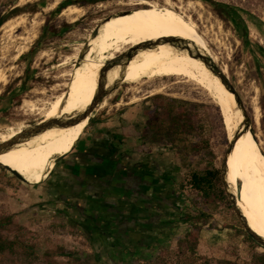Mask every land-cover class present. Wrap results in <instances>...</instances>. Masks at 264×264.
Here are the masks:
<instances>
[{
  "label": "rangeland",
  "instance_id": "obj_1",
  "mask_svg": "<svg viewBox=\"0 0 264 264\" xmlns=\"http://www.w3.org/2000/svg\"><path fill=\"white\" fill-rule=\"evenodd\" d=\"M126 1L128 0H58L57 3L54 0L16 1L15 7L31 6L0 27V73L5 79L0 90V131L23 123L33 126L42 120V116H49L52 104L68 90L65 86L80 83L85 63L74 58L78 48L80 52L83 51L90 39L97 41L106 32L114 33L128 25L134 16L152 10L147 5H121ZM192 1L201 2L206 19L213 25L215 23V26L205 22H198V25L202 31L204 26L214 29L208 41L220 37L219 44L210 42V49L218 57L216 65L222 70L227 69L225 74L243 101L251 128L256 134L254 138L264 153V0ZM42 3L43 5H40ZM69 6L83 10L81 15L76 16L75 21L62 14ZM0 7L4 9L1 1ZM32 10L35 12H30ZM113 15V20L107 22ZM235 15L244 21L247 38L244 30L235 23ZM98 25V34L92 37ZM224 41L226 42L223 43ZM127 50L128 48L125 51ZM119 55L122 54L117 57ZM158 89L162 91L157 92ZM148 95H163L191 103L192 106L188 105V108L195 115L197 129L187 136L188 143L202 145L207 142V147L200 153H190L183 163L179 149L168 140L159 144L141 138L140 133L147 120L144 112L151 106L146 100ZM135 97L139 100L132 103ZM105 100L106 106L100 108V104ZM26 101L35 103L37 113L29 111L24 105ZM255 105L260 110L258 125L252 117ZM91 119H94L92 124L97 120L104 121L103 129L112 131L119 137L120 142L116 141L118 148L136 146L156 149L166 159V165L174 172L171 188L179 198L178 210H174L176 215L168 221L174 220L179 213H188L191 210L197 195L190 184L191 173L214 169L220 170L221 173L222 161L230 144L222 111L209 91H204L198 85L183 79H143L138 84L122 82L99 101ZM92 124L88 125L83 134L91 131ZM56 144L46 148H52ZM61 152L51 154L50 158L39 156L40 158L33 160L51 159ZM31 168L32 174L37 173L44 178L42 183L24 182L5 167L0 168V218L14 216L16 223L14 230L9 232L10 235L28 244L36 243L41 253L47 248L62 246L67 250L93 254L100 264H112L107 238L93 233L88 226L85 228L79 214L61 201L54 168L50 164ZM227 169L228 183L237 198L240 194L239 208L250 229L264 239L253 221L256 209L251 198L246 204L242 202L243 188L234 177L232 152L228 158ZM52 172L54 174H51ZM211 217V227L203 229L200 234V255L251 264L255 256L264 253V247L245 231L229 199L228 204L217 203ZM180 223L185 225V221ZM179 232L177 228L172 227L164 230L161 239L152 249L143 250L144 256L150 255L156 248L174 252ZM60 260L65 261L63 258ZM178 260L180 259H174L173 264H183ZM37 264H42V261Z\"/></svg>",
  "mask_w": 264,
  "mask_h": 264
},
{
  "label": "bare ground",
  "instance_id": "obj_2",
  "mask_svg": "<svg viewBox=\"0 0 264 264\" xmlns=\"http://www.w3.org/2000/svg\"><path fill=\"white\" fill-rule=\"evenodd\" d=\"M54 1L57 3L58 0ZM138 4L144 5V7L145 5L150 6L152 10L134 16L128 25L114 33L106 32L97 41H91L90 39L85 45V49H82L83 51L80 52L78 48L74 58L78 59V62L85 63L80 83L74 86H65L68 90L62 96L60 95L61 97L57 102L52 104L51 111L48 112L49 116H42L40 123L48 122V124H51L53 122L54 124H59L56 119L77 117L90 107L96 93L100 90L101 84L104 83L106 85L105 88H108L120 78H122L124 83L129 84H138L143 79L152 81L156 78H176L192 82L204 91L208 90L222 111L228 139L232 140L236 137L232 150L234 177L239 180L243 188L242 202L246 204L248 199L251 198L256 209L253 217L254 224L264 236V153L260 144L256 142L254 135L250 131H243V116L236 105L234 95L226 89L220 79L211 73L204 63L198 59L164 43L172 38L187 41L208 57H211L216 64L218 57L210 49V42L219 44L220 41L218 39L220 37L208 41V37L214 29L204 26L202 31L198 25V22L211 24L210 20L206 19L203 4L192 0H177L175 2L173 0H128L121 3L124 6H135ZM82 12L83 10L76 6H69L63 10L62 14L75 21L76 16L81 15ZM114 17L115 15L107 22H111ZM211 25L215 26V23ZM212 36L214 37V34ZM158 43L161 44L155 46ZM127 48L128 50L125 51ZM129 51H134V53L130 58L125 59L127 54L124 53ZM118 54L124 55L117 58ZM226 72L227 69L224 68L223 73L225 74ZM79 77L80 75H78V79ZM4 82V76L0 73V90L4 86ZM162 89L156 91L160 92ZM138 100L135 97L131 102L134 103ZM106 104V100L103 101L100 104V108L105 107ZM24 105L29 108L30 112L37 113L33 101H26ZM38 114L40 115L41 112ZM252 117L255 124L258 125L260 123V110L256 105L254 106ZM90 119L91 116L75 123L72 120L59 125L53 124L28 142L16 146L8 153L0 155V157L15 155L45 156L62 151L57 156L43 160H5L0 158V164L35 167L55 163L57 159L72 152ZM29 127L31 126L23 123L17 127H8L7 130L0 131V144L15 139ZM54 144H56L54 147L46 148ZM238 206L240 207L239 198Z\"/></svg>",
  "mask_w": 264,
  "mask_h": 264
},
{
  "label": "crops",
  "instance_id": "obj_3",
  "mask_svg": "<svg viewBox=\"0 0 264 264\" xmlns=\"http://www.w3.org/2000/svg\"><path fill=\"white\" fill-rule=\"evenodd\" d=\"M103 126L95 121L72 152L56 161L58 196L107 242L156 245L169 228L164 223L176 215L174 172L156 149L114 151L115 134Z\"/></svg>",
  "mask_w": 264,
  "mask_h": 264
},
{
  "label": "trees",
  "instance_id": "obj_4",
  "mask_svg": "<svg viewBox=\"0 0 264 264\" xmlns=\"http://www.w3.org/2000/svg\"><path fill=\"white\" fill-rule=\"evenodd\" d=\"M0 1L4 8L1 9L0 7L1 26L11 18L19 15L23 9L31 6L26 5L20 8L15 7L17 0ZM40 5H43V3ZM30 12L33 13L35 11L32 10ZM234 21L244 30L247 38L244 21L238 18L237 15L234 16ZM146 100L151 103V106L144 112L147 120L140 133L141 138L152 140L154 143L159 144L164 140H168L179 149L183 163H185L190 153H200L207 147V142L202 145L200 143L194 145L188 143L187 136L197 129L195 115L188 108L191 103L163 95H153ZM93 122L94 119H91L85 129ZM116 141L120 142L114 135L111 140V147L114 151L118 148ZM45 156L50 158L51 154ZM0 158L5 160H33L40 157L15 155ZM55 164L56 162L50 164V166L55 168ZM1 166L10 167L18 171L30 184L42 183L44 179L37 173L32 174L31 167L0 164V168H3ZM190 184L197 192L190 212L179 213L174 220L164 223L167 227L177 228L180 231L176 239V250L171 252L156 248L150 255L144 256L143 253L145 251L143 250L153 247L154 243L145 245L141 243L119 244L118 241H108L112 264H173V260L177 258L183 264H246L237 260L214 259L198 253L201 242L200 234L203 229L211 227L209 221L212 218L214 206L219 202L228 204V198L222 187L220 170L194 171L191 173ZM238 198L240 202V194ZM177 202H179V199ZM181 221H185V225H181ZM15 226L14 216L0 218V264H37L40 261H42V264H100V261L93 254L67 250L62 246L47 248L41 253L36 243L28 244L16 236L10 235L9 232H12ZM60 258L65 259V261L60 260ZM251 264H264V253L255 256Z\"/></svg>",
  "mask_w": 264,
  "mask_h": 264
},
{
  "label": "water",
  "instance_id": "obj_5",
  "mask_svg": "<svg viewBox=\"0 0 264 264\" xmlns=\"http://www.w3.org/2000/svg\"><path fill=\"white\" fill-rule=\"evenodd\" d=\"M0 27H1V23H0ZM98 31H99V25L94 29V31L92 33V37H95L98 34ZM164 43L170 45L171 47H173L176 50L188 53V55H190L191 57H193L195 59H198L199 61L204 63V65L210 70L211 73H213L215 76H217L220 79V81L223 83V85L226 87V89L230 93H232L235 97L236 105H237L238 109L240 110V112L243 116V123H242L243 131L244 132L250 131L256 137V135L254 134V132L251 128L250 119H249L248 114L246 112V109L244 107L243 101L240 98V95L238 94L236 89L230 83L228 76H226V74L223 73L222 69L218 68V66L214 63L212 58L208 57L206 54H204L197 47H195L192 44L188 43L187 41H184L181 39L172 38L169 41L164 42ZM160 44L161 43H158L155 46H158ZM133 53H134V51H131V52L129 51L127 53L125 52L124 54H127L125 56V59L130 58L133 55ZM123 55H119L118 57L120 58ZM122 82H123L122 78H120L111 87H108V88H105L106 85L104 83L101 84L100 90H98V92L96 93V95L94 97V100L92 101V104L90 105V107L86 111H84L83 113H81L80 115H78L77 117H74L72 119L65 117V118H61V119H56V121L59 122V124H63L65 122H69L72 120L75 123V122L87 119L88 117H90L92 115L93 111L98 106L99 101L101 99H103L104 97H106L107 95H109L110 92L114 91ZM53 124H54L53 122H51V124L50 123L48 124V122H44V123L39 122V123L29 127L25 132L21 133L15 139H12L11 141L0 144V155L4 154V153H8L11 150H13L16 146L28 142L29 140H31L35 136L41 134L43 131L48 129V127L52 126ZM59 124L56 123L54 125H59ZM235 138L232 140H229L230 144H229L228 150L226 151L224 159L222 161L221 182H222L225 194L228 197L230 204H231L236 216L238 217L240 223L243 225L245 231L247 232V234L252 239H254L257 243H259L260 245H262L264 247V239L261 238L260 236H258L256 233H254L250 229L249 224H248L243 212L240 210V208L238 206L237 195L234 192V190L231 188L230 184L228 183L227 163H228V158H229V156H230V154L234 148L235 142H236ZM59 159H57V160H59ZM5 169L10 171L16 178H18L24 182H27L26 179L18 171L14 170L10 167H5Z\"/></svg>",
  "mask_w": 264,
  "mask_h": 264
}]
</instances>
